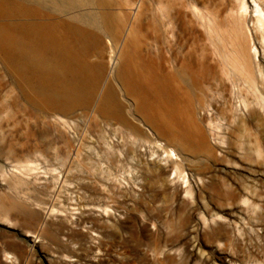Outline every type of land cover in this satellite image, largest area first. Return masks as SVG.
I'll use <instances>...</instances> for the list:
<instances>
[{"label":"rangeland","instance_id":"374dc122","mask_svg":"<svg viewBox=\"0 0 264 264\" xmlns=\"http://www.w3.org/2000/svg\"><path fill=\"white\" fill-rule=\"evenodd\" d=\"M107 1L138 10L133 0ZM197 1L206 16L205 5L224 4L245 22L264 72V0ZM141 11L134 27L145 52L158 39L150 22L164 11L160 0ZM176 27L158 39L170 43L162 53L187 40ZM116 69L90 71L86 87L117 86ZM215 88L201 116L216 158L188 139L170 155L162 139L134 140L97 110L46 117L0 90V264H264V135L240 92L224 98Z\"/></svg>","mask_w":264,"mask_h":264},{"label":"bare ground","instance_id":"6f19581e","mask_svg":"<svg viewBox=\"0 0 264 264\" xmlns=\"http://www.w3.org/2000/svg\"><path fill=\"white\" fill-rule=\"evenodd\" d=\"M144 2L133 0L130 7L138 9L133 13L123 11L122 2L107 0H0V90L6 92L5 101L15 95L13 104L43 109L46 117L78 108L82 114L98 111L137 136L134 140L141 136L149 142L150 133L162 139L170 155L182 152L188 139L199 153L216 158L201 114L208 110V90L216 87L224 97L231 88L242 94L240 104L264 135V72L245 22L231 18L224 4L205 5L206 16L197 0H160L162 19L150 22L157 38L177 34L178 24L187 40L176 39L180 44L173 42L175 46L170 41L177 51L167 54L161 48L170 43L157 39L144 52L134 27ZM261 16L257 21L264 26ZM150 48L156 57L146 53ZM113 69L121 79L117 86L105 80L102 86L86 87L90 71L111 77Z\"/></svg>","mask_w":264,"mask_h":264}]
</instances>
